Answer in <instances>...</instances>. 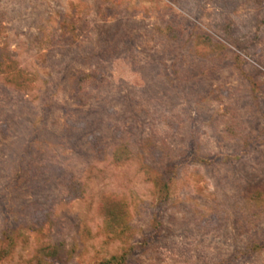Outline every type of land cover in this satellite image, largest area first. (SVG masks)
<instances>
[{"label":"rangeland","instance_id":"obj_1","mask_svg":"<svg viewBox=\"0 0 264 264\" xmlns=\"http://www.w3.org/2000/svg\"><path fill=\"white\" fill-rule=\"evenodd\" d=\"M0 57L33 83L0 75V264L119 255L107 198L137 264H264V0H0Z\"/></svg>","mask_w":264,"mask_h":264},{"label":"trees","instance_id":"obj_2","mask_svg":"<svg viewBox=\"0 0 264 264\" xmlns=\"http://www.w3.org/2000/svg\"><path fill=\"white\" fill-rule=\"evenodd\" d=\"M199 40L202 43L213 46L212 39L208 36H200ZM221 52V49L225 48L223 45L216 43L213 47ZM5 58L0 57V75H4L5 81L10 85H13L18 90H30L32 88V81L28 79L22 71L16 69L12 63H7ZM174 174L173 169H167L161 173L156 179V185L159 194V203L161 206L166 204L170 194L171 180L165 178L167 174ZM67 190L71 198H81L82 194L79 190L77 182L69 181L66 185ZM255 202L264 204V185L255 189L251 195ZM47 220V214H43ZM103 216L105 220V230L107 234L119 239L127 247L124 248L117 256H112L108 259L101 260L94 264H137V260L134 258L136 248L132 245H128L134 236V225L131 224L130 214L127 204L121 199L107 198L103 203ZM153 227L154 236H159L162 231V221L155 219ZM15 231L8 229L5 233L6 247L0 250V261L8 257L10 249L14 245L13 234ZM264 250V243H255L248 247L249 254H256ZM60 254L57 247L46 246L40 249L39 255H45L51 259H56ZM134 262V263H133Z\"/></svg>","mask_w":264,"mask_h":264}]
</instances>
